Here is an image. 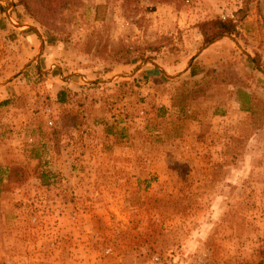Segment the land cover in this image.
<instances>
[{
    "label": "rangeland",
    "instance_id": "rangeland-1",
    "mask_svg": "<svg viewBox=\"0 0 264 264\" xmlns=\"http://www.w3.org/2000/svg\"><path fill=\"white\" fill-rule=\"evenodd\" d=\"M27 1L32 52L0 42V264H261L264 0Z\"/></svg>",
    "mask_w": 264,
    "mask_h": 264
},
{
    "label": "crops",
    "instance_id": "crops-1",
    "mask_svg": "<svg viewBox=\"0 0 264 264\" xmlns=\"http://www.w3.org/2000/svg\"><path fill=\"white\" fill-rule=\"evenodd\" d=\"M12 2L13 0H0V10L3 7V4H6L3 13L7 19V20L3 19L4 22L0 20V42L6 40L7 43H9L12 40L13 41L18 40L19 43H22V46L26 45L24 47L25 52L26 54H29L30 52H32V47L35 40L37 39V36L35 35V33L31 31H25L27 29L26 25H24L25 22L22 20V17L20 16L17 17V13H18L17 6H14ZM15 19H18L20 21L17 22ZM20 77H21V73L20 75H17L13 79L12 83L11 82H7L5 84L0 83V100L7 97V92L9 90L11 91V93H13L12 90L13 88L15 90L18 89V87L16 86V81H17L16 79Z\"/></svg>",
    "mask_w": 264,
    "mask_h": 264
},
{
    "label": "trees",
    "instance_id": "trees-1",
    "mask_svg": "<svg viewBox=\"0 0 264 264\" xmlns=\"http://www.w3.org/2000/svg\"><path fill=\"white\" fill-rule=\"evenodd\" d=\"M45 3L48 0H44ZM138 0H124L125 3L127 4H131V3H135ZM155 2H177L178 0H153ZM19 2H21L23 5L28 7V1L27 0H19ZM47 8L49 9L50 7L47 6ZM246 6L243 5V7H241L237 12L240 14V17H242L244 15V10H245ZM237 21L235 19H220L218 17L216 18H212V19H208L206 21H202L198 24L199 29L201 30V32L209 39L212 38L213 35L211 36V32L214 31V35L217 34H223V33H227V34H238V28H237ZM194 91V89L192 90ZM191 93L189 94H192ZM59 101L63 102V98L61 91L59 92ZM261 264H264V251L262 252V259L260 261Z\"/></svg>",
    "mask_w": 264,
    "mask_h": 264
}]
</instances>
